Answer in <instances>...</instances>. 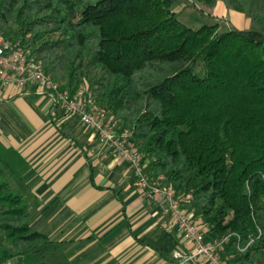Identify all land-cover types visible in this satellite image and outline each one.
<instances>
[{
	"label": "trees",
	"instance_id": "obj_1",
	"mask_svg": "<svg viewBox=\"0 0 264 264\" xmlns=\"http://www.w3.org/2000/svg\"><path fill=\"white\" fill-rule=\"evenodd\" d=\"M215 6L217 0H195ZM255 0H227L244 12ZM169 0H0V28L31 49L47 75L73 94L97 85L99 104L131 129L150 165L190 196L209 239L233 236L229 264H259L264 249V35L192 30ZM264 25V15L254 16ZM201 70V75L198 70ZM99 78V79H98ZM0 264L37 256L47 239L31 227L0 159ZM6 241L9 247L6 248ZM158 247L182 250L162 231Z\"/></svg>",
	"mask_w": 264,
	"mask_h": 264
},
{
	"label": "crops",
	"instance_id": "obj_2",
	"mask_svg": "<svg viewBox=\"0 0 264 264\" xmlns=\"http://www.w3.org/2000/svg\"><path fill=\"white\" fill-rule=\"evenodd\" d=\"M2 131L11 190L48 241L29 264H173L158 247L161 203L146 198L128 164L47 96L0 85ZM6 264H26V257Z\"/></svg>",
	"mask_w": 264,
	"mask_h": 264
},
{
	"label": "built area",
	"instance_id": "obj_3",
	"mask_svg": "<svg viewBox=\"0 0 264 264\" xmlns=\"http://www.w3.org/2000/svg\"><path fill=\"white\" fill-rule=\"evenodd\" d=\"M0 85L26 89L32 87L38 95L47 96L51 102L70 118L90 130L103 148L124 160L132 173L135 186L146 198L162 205L160 227L167 233H178L187 248L171 253L173 264H229L232 255H225L233 236L235 248L244 253L261 236L249 237L242 246L238 235L227 234L209 239L206 230L188 212L190 196L179 194L163 182L162 176L150 175L145 165V155L139 150L131 131L121 120H114L112 112L98 104L86 88L70 94L61 81L47 75L31 49L20 42L8 39L0 28Z\"/></svg>",
	"mask_w": 264,
	"mask_h": 264
},
{
	"label": "rangeland",
	"instance_id": "obj_4",
	"mask_svg": "<svg viewBox=\"0 0 264 264\" xmlns=\"http://www.w3.org/2000/svg\"><path fill=\"white\" fill-rule=\"evenodd\" d=\"M169 1H170L169 7L171 12L177 14L179 21L182 24H184L187 28H190L192 30H198L203 26L217 25L218 31L220 32H226L229 30L255 31V32H260L261 34L264 35V25L254 21V16L264 15V0H255L251 2L245 7L244 12H237L233 10L231 6L228 4L227 0H217L216 5L212 7L203 2H199L195 0H169ZM7 38L9 39L8 35ZM10 40H11V33H10ZM13 42H19V41H13ZM201 70H202L201 68L198 70L200 75H201L200 73ZM58 81L61 80L58 79ZM61 82L64 84L63 81ZM81 88H86L89 91V93L93 95L94 100L99 104L97 99L98 87L96 83L94 85L93 82L91 81H85L82 85H80L77 88L75 92L79 91ZM60 111L62 112L63 116L69 117L61 109ZM124 126L131 131V129L128 126L126 125ZM4 137L5 134H3V131L2 133L0 132V159L2 161V168L6 174L7 181L10 184V147L6 145V142L3 139ZM147 163L148 161L145 158L146 166ZM161 175L163 177V182L167 183L166 175L165 174H161ZM0 235H2L1 230H0ZM5 246L6 248L10 246L7 241L5 243ZM255 260L256 262L258 261L259 264H264V249L262 253L256 255Z\"/></svg>",
	"mask_w": 264,
	"mask_h": 264
}]
</instances>
